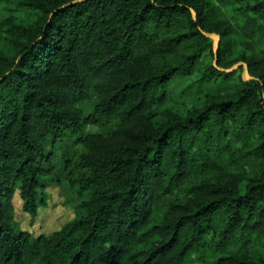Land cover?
I'll list each match as a JSON object with an SVG mask.
<instances>
[{"label":"trees","instance_id":"16d2710c","mask_svg":"<svg viewBox=\"0 0 264 264\" xmlns=\"http://www.w3.org/2000/svg\"><path fill=\"white\" fill-rule=\"evenodd\" d=\"M0 6V264H264V0ZM229 43L244 49L233 61ZM235 62L249 78L226 71ZM82 121L113 125L84 139L91 191L59 231L33 236L14 196L37 215L49 162L71 157L55 144Z\"/></svg>","mask_w":264,"mask_h":264},{"label":"rangeland","instance_id":"374dc122","mask_svg":"<svg viewBox=\"0 0 264 264\" xmlns=\"http://www.w3.org/2000/svg\"><path fill=\"white\" fill-rule=\"evenodd\" d=\"M216 1V0H215ZM226 10V8H223ZM7 7L0 6V22L9 14ZM227 17L229 14L226 13ZM28 18V17H27ZM234 24V22H232ZM213 43V52L218 49L219 36L217 34H208ZM10 40L4 33H0V51L5 52L11 46ZM223 57L227 61H233L244 49L239 44H225ZM208 63L216 64L214 57L207 56ZM242 66V67H241ZM199 66L195 73L187 78L189 80L201 75V68ZM204 69V68H202ZM237 69V73H241L244 78H249L245 65L241 62H235L233 65L226 69L231 71ZM183 81H180L181 83ZM177 83V85H179ZM193 98L177 99L174 100V105L181 112L185 111L191 105L199 101ZM84 115L91 112V101L85 102L82 106ZM113 125L99 121L96 123H84L83 121L78 124H72L66 131L65 137L56 142V148L61 144H69L71 146L69 154L71 155L69 162L61 163L56 162L55 157L49 164L53 166V173L48 178L44 179L45 188V206L38 209L35 217L30 216L29 213L24 211L22 200L18 194H15L13 199L15 215L14 219L19 224V227L27 231L33 236L43 234H50L59 231L63 225L73 220L78 212L80 204L90 193V188H86L84 182L91 175L94 164L90 161V153L93 149V143L88 144L84 139L87 136L98 135L104 133V136L111 133Z\"/></svg>","mask_w":264,"mask_h":264}]
</instances>
